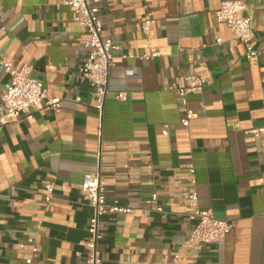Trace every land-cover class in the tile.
Segmentation results:
<instances>
[{"label": "crops", "instance_id": "1", "mask_svg": "<svg viewBox=\"0 0 264 264\" xmlns=\"http://www.w3.org/2000/svg\"><path fill=\"white\" fill-rule=\"evenodd\" d=\"M222 1L100 0L116 45L101 117L82 75L88 31L76 9L0 0V117L11 81L4 61L30 65L63 100L0 122V264H86L79 242L90 237L92 207L82 183L93 171L109 203L133 208L102 216V264H264V134L250 131L264 127V2L245 0L261 52L250 60L217 18ZM149 13L161 55L147 60ZM190 73L205 85L185 105L179 89ZM47 183L55 185L50 201ZM193 191L201 207L233 223L222 241L187 245ZM29 238L37 251L21 247Z\"/></svg>", "mask_w": 264, "mask_h": 264}, {"label": "built area", "instance_id": "2", "mask_svg": "<svg viewBox=\"0 0 264 264\" xmlns=\"http://www.w3.org/2000/svg\"><path fill=\"white\" fill-rule=\"evenodd\" d=\"M100 0H63V4L76 9V20L88 31V40L85 42L87 51L86 60L82 66V75L88 79L95 94V107L102 117L105 101L109 91L110 71L113 65L114 51L116 45L106 38L104 33V22L101 17ZM190 0H186L189 2ZM264 2V0H259ZM217 18L226 22L233 29L235 39L245 44L246 56L250 60H257L260 57V50L257 46L256 33L252 27V17L249 14V6L245 0H223L216 11ZM151 13L143 22V29L150 41L151 52L140 56L141 59H154L161 55L159 49L152 42V24L154 19ZM222 40L218 39L220 43ZM135 56L124 54V57ZM3 66L11 75V81L5 90L2 102L5 113L0 117V122L6 124L12 119L26 114L33 107L54 109L60 107L63 100L59 97H52L48 89L40 80L35 78L30 65L15 66L12 62L4 61ZM205 85V79L196 73H190L185 78V85L179 89L183 104L188 103L190 94L199 91ZM123 94H119L121 98ZM47 99V104L44 100ZM184 125H189V120H183ZM253 133H263L264 127L250 130ZM82 189L85 192L92 207V216L89 221L90 237L81 240L79 243L88 248L86 264H102L100 241L102 235V216L106 211L113 214L131 213L133 208L120 204L117 200L108 202L105 194V182L99 171L87 172L84 175ZM46 200L50 201L54 196L55 185H45ZM188 204L191 208L189 218L193 226L191 235L187 242L188 246L199 244H212L222 241L227 233L233 228L229 220L219 218L214 210L203 208L200 205L199 194L193 191L187 194ZM158 194L153 193L152 201L158 204ZM157 210L163 208L158 206ZM32 245V251H37L36 240L29 238L21 244L22 248ZM178 258L179 255H176ZM27 264H33V258L26 260Z\"/></svg>", "mask_w": 264, "mask_h": 264}]
</instances>
